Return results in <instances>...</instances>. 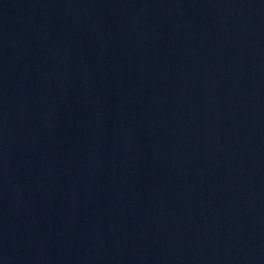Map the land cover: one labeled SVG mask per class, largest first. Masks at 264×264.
<instances>
[{
  "label": "water",
  "instance_id": "1",
  "mask_svg": "<svg viewBox=\"0 0 264 264\" xmlns=\"http://www.w3.org/2000/svg\"><path fill=\"white\" fill-rule=\"evenodd\" d=\"M0 264H264V0H0Z\"/></svg>",
  "mask_w": 264,
  "mask_h": 264
}]
</instances>
